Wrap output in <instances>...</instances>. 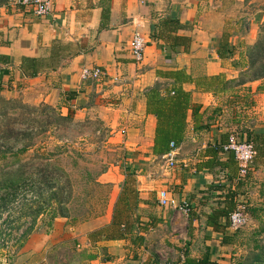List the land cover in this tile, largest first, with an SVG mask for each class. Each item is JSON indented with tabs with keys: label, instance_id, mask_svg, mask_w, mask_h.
<instances>
[{
	"label": "crops",
	"instance_id": "obj_1",
	"mask_svg": "<svg viewBox=\"0 0 264 264\" xmlns=\"http://www.w3.org/2000/svg\"><path fill=\"white\" fill-rule=\"evenodd\" d=\"M263 29L264 0H55L45 18L12 0L0 5V92L63 115L96 114L125 153L100 177L110 189L104 212L76 224L59 217L32 235L22 250L32 264H157L167 250L184 264L178 251L190 253L197 240L201 257L221 249L231 230L222 212L252 184L237 180L233 154L221 146L231 135L264 132V79L239 81L249 64L245 50ZM136 34L146 42L141 63L130 51ZM63 47L72 58L37 76L23 64ZM85 67L106 76L83 81ZM154 96L183 98L186 123L172 168L154 154ZM162 189L192 212L160 206ZM210 216L218 220L208 224Z\"/></svg>",
	"mask_w": 264,
	"mask_h": 264
},
{
	"label": "rangeland",
	"instance_id": "obj_2",
	"mask_svg": "<svg viewBox=\"0 0 264 264\" xmlns=\"http://www.w3.org/2000/svg\"><path fill=\"white\" fill-rule=\"evenodd\" d=\"M8 2L10 0H0V5ZM259 40L264 41V31L260 34ZM261 61L263 62L264 58ZM44 105L47 104L30 103L23 94L14 96L0 92V156L2 153L16 152L24 144L34 145L26 154L20 156L22 159L20 163L9 167L17 169L30 161L29 158L36 149H41L40 153H45L44 150L55 151L57 153L55 159L69 173L74 185L75 203L78 205L75 204L74 207H79L78 211H71L70 217L67 218L69 223L76 224L96 218L104 212L110 190L108 185L100 182V177L109 169L122 164L125 157L123 143L96 114H67L72 118V122L64 123L56 121L55 114H43ZM54 108L62 114L60 109ZM55 147H58L59 152ZM6 155L9 156L6 160L0 157V170L9 169L6 167V161L13 160L9 154ZM32 162L37 163L36 160ZM245 180H248V183L252 182L244 187L242 194L247 195L241 199L247 205L248 224L236 230H229L226 237H231V243L222 245L218 252H211L213 257L210 261L216 264L238 263L239 257L245 256L250 249L252 233L260 229L264 231V162L261 161L254 166ZM261 198L262 200H258ZM6 217L7 214L0 222V263L32 264L31 258L22 250L32 235L47 232L52 228L46 225L48 218L44 216L39 219L33 232L19 248L18 239L28 227L30 220L23 219L21 224L25 223L24 227L16 230L14 229L16 222H12L15 215L12 214L13 218L7 222ZM261 237L264 239V232ZM194 244L190 254L201 257L206 251L201 249V239ZM166 252L167 256L163 255L157 264L163 262L179 264L181 260L179 253L174 250ZM178 252L184 253L185 250Z\"/></svg>",
	"mask_w": 264,
	"mask_h": 264
},
{
	"label": "trees",
	"instance_id": "obj_3",
	"mask_svg": "<svg viewBox=\"0 0 264 264\" xmlns=\"http://www.w3.org/2000/svg\"><path fill=\"white\" fill-rule=\"evenodd\" d=\"M105 12L106 17H108L110 10L107 9ZM259 38L255 44L247 47L245 50L249 62L248 69L239 79V81L244 83L264 79V61H261L264 58V41L261 42ZM61 50V54L55 52L56 54L52 55L49 59H24L23 64L32 68L30 72L32 76H37L42 70L55 68L63 60L67 62L72 58L74 52L70 51L69 48L63 47ZM153 101L157 108L156 113L158 117L154 154L165 156L170 150L169 145L174 142L176 146V142L182 139L181 134L186 123L183 113V98H176L168 102L160 99L158 96H154ZM43 107L45 111L42 113L55 114L57 116L56 121L64 123L72 122V118L69 115L64 116L57 112L54 107L50 105H44ZM241 141L252 142L254 145L256 157L252 163V168L261 163V161L264 162V132L249 134L247 138ZM225 144L221 146L222 151ZM33 146L24 144L16 152L2 153L0 157L6 160L9 158L6 154H9L13 158L11 162L6 161V167L9 168L20 163L22 161L20 156L26 154ZM55 148L59 152L58 147ZM40 152L41 149L34 150V153L29 158L30 161L20 165L17 169L0 170V222L6 214L5 222L13 218L12 214H14L15 220L12 221L16 222L14 229L20 230L25 224H21L22 220H30L28 227L23 230L20 239H18L20 241L19 248L33 232L40 218L46 216L48 218L46 225L48 228H51L56 218H69L71 211H78L77 208H79L74 207L76 204L74 185L69 173L55 159L57 153L53 150H44L45 153ZM33 160H36L37 163L32 162ZM237 180L240 181L238 175ZM237 202H230L227 210L222 212L223 216L228 218ZM76 206L78 205L76 204ZM217 220V217L210 216L207 222L208 224H213V221L216 222ZM263 232V229H260L252 233V243L249 245V251L245 256L239 257V262L236 264H264V239L261 237ZM230 238L224 237L222 244H230ZM184 255V264H216L210 261L208 253H205L202 258L197 259L191 257L187 248Z\"/></svg>",
	"mask_w": 264,
	"mask_h": 264
},
{
	"label": "built area",
	"instance_id": "obj_4",
	"mask_svg": "<svg viewBox=\"0 0 264 264\" xmlns=\"http://www.w3.org/2000/svg\"><path fill=\"white\" fill-rule=\"evenodd\" d=\"M13 4L26 7L34 16L38 18L48 17L53 10L55 0H13ZM146 42L142 36L136 34L130 42V51L136 63H141L144 59V50ZM106 76V72L99 67H85L81 71V79L83 81L94 80L100 81ZM224 152L234 155V159L238 166V179L245 180L252 170V163L256 157V150L252 142L241 141L231 135L227 144L223 146ZM176 147L175 143L170 144L169 152L164 156L167 168L175 165ZM158 204L162 207H172L183 212L185 215L191 213V206L187 201H175L168 191L160 190L158 192ZM229 227L231 229L242 228L248 224L249 215L247 213V205L244 201H238L229 214ZM161 264H171L163 262Z\"/></svg>",
	"mask_w": 264,
	"mask_h": 264
}]
</instances>
